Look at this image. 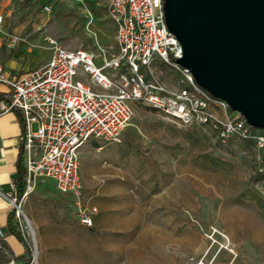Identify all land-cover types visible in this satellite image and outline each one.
<instances>
[{"label": "rangeland", "instance_id": "374dc122", "mask_svg": "<svg viewBox=\"0 0 264 264\" xmlns=\"http://www.w3.org/2000/svg\"><path fill=\"white\" fill-rule=\"evenodd\" d=\"M44 1L0 0V64L40 65L48 39L93 53L96 66L115 53L107 0H62L49 13ZM159 69L174 87L178 73ZM79 151L78 200L48 181L20 200L14 218L31 264H264V186L252 181L250 150L134 103L116 143ZM76 201L95 208L89 226Z\"/></svg>", "mask_w": 264, "mask_h": 264}, {"label": "built area", "instance_id": "2783aa9c", "mask_svg": "<svg viewBox=\"0 0 264 264\" xmlns=\"http://www.w3.org/2000/svg\"><path fill=\"white\" fill-rule=\"evenodd\" d=\"M61 1L45 0L42 12L49 13ZM105 9L114 26L115 53L101 57L100 66L94 64L93 53L64 49L53 39L47 40L49 57L39 66L16 73L0 64V86L5 88L0 114L16 111L22 121L24 189L18 198L14 191L5 197L13 217L21 214L20 200L37 181H50L57 192L78 200L79 150L89 143H116L134 103L179 126L208 127L220 143L249 141L254 172L263 176L264 186V130L249 126L176 63L182 51L166 28L163 0H107ZM159 67L178 73L174 87L158 81ZM75 205L78 223L89 226L95 208L78 201ZM8 258L13 264L12 255Z\"/></svg>", "mask_w": 264, "mask_h": 264}, {"label": "water", "instance_id": "95a60500", "mask_svg": "<svg viewBox=\"0 0 264 264\" xmlns=\"http://www.w3.org/2000/svg\"><path fill=\"white\" fill-rule=\"evenodd\" d=\"M163 15L181 47L176 63L264 130V0H163Z\"/></svg>", "mask_w": 264, "mask_h": 264}, {"label": "crops", "instance_id": "0c3cea01", "mask_svg": "<svg viewBox=\"0 0 264 264\" xmlns=\"http://www.w3.org/2000/svg\"><path fill=\"white\" fill-rule=\"evenodd\" d=\"M40 56H42L43 62L41 64H43L49 57V50L42 51ZM1 65L16 73H23L34 66H39L34 65L30 68H27V66L21 68L22 66H20L19 63L8 57L4 59ZM4 89L3 86H0V94L5 91ZM21 131L22 123L18 112L9 111L0 114V232L2 234L0 239H2L6 247V251L12 256L20 255L22 253V246L8 230L7 215L12 209L7 204L5 197L11 195L14 191L12 182L16 175L19 158V164L22 167V152L20 150ZM48 182L52 185L50 181ZM12 223H16L14 217L12 218L11 224Z\"/></svg>", "mask_w": 264, "mask_h": 264}, {"label": "trees", "instance_id": "16d2710c", "mask_svg": "<svg viewBox=\"0 0 264 264\" xmlns=\"http://www.w3.org/2000/svg\"><path fill=\"white\" fill-rule=\"evenodd\" d=\"M0 99H1V96H0ZM227 145L228 146L236 145L242 149L249 150L250 142L237 140L235 138H230L227 141ZM20 150H21V147H20ZM19 162H20V158L17 162L16 175L13 178V182H12L13 189H14V192L17 198L21 195L24 189V181H23L24 171H23V168L20 166ZM262 177L263 176L261 174L254 172L252 181L260 182ZM12 218H13V210L9 212L7 215V227H8V230L15 236V238L20 242L22 246V253L20 255L12 256L13 264H28L32 256L30 248L28 247L24 238L21 236L20 232L16 229V223L11 224ZM4 250L6 251V247L3 244L2 239H0V264L9 263V258L4 252Z\"/></svg>", "mask_w": 264, "mask_h": 264}, {"label": "bare ground", "instance_id": "6f19581e", "mask_svg": "<svg viewBox=\"0 0 264 264\" xmlns=\"http://www.w3.org/2000/svg\"><path fill=\"white\" fill-rule=\"evenodd\" d=\"M28 224H29V227H30L31 234L34 236V232H33V229L31 227V224L29 222H28Z\"/></svg>", "mask_w": 264, "mask_h": 264}]
</instances>
